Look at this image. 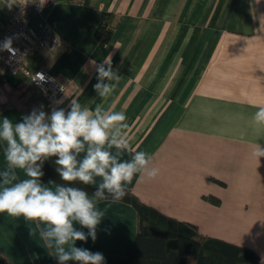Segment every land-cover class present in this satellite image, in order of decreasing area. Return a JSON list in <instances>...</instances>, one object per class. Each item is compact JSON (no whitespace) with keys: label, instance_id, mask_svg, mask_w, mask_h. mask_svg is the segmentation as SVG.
<instances>
[{"label":"crops","instance_id":"crops-1","mask_svg":"<svg viewBox=\"0 0 264 264\" xmlns=\"http://www.w3.org/2000/svg\"><path fill=\"white\" fill-rule=\"evenodd\" d=\"M19 1L9 8L0 0V29ZM102 12L113 16L107 42L95 38ZM45 20L61 45L37 55L42 67L66 84L63 103L54 107L68 110L78 98L92 110L103 104L124 112L133 148L150 155L149 167L159 169L151 181L134 176L130 193L193 225L198 234L249 248L263 260L264 158L258 163L251 151L264 146V125L253 121L264 106V0H57L32 19V37ZM110 56L121 79L101 100L90 61L99 64ZM40 106L51 113L23 77L4 74L0 122L5 116L21 122ZM4 147L0 141V170ZM18 177L25 175L18 170ZM97 204L105 213L97 239L76 246L123 256L134 243L136 212L119 201ZM53 252L35 223L0 214V254L10 264H58Z\"/></svg>","mask_w":264,"mask_h":264},{"label":"clouds","instance_id":"clouds-1","mask_svg":"<svg viewBox=\"0 0 264 264\" xmlns=\"http://www.w3.org/2000/svg\"><path fill=\"white\" fill-rule=\"evenodd\" d=\"M15 3L7 0L6 5L11 8ZM0 51L16 54L12 37L5 38ZM90 63L97 73L93 89L101 100H107L121 76L113 68L111 56L99 64L94 60ZM33 79L42 81L44 76L37 73ZM55 103L62 104L63 100ZM126 119L122 111L106 110L103 104H96L92 110L74 98L68 110L53 107L49 114L40 106L23 116L21 122L14 124L6 116L0 122V141L5 144L0 214L35 223L45 247L54 249L58 264H106L101 252L76 246L77 241L97 239L105 214L97 202L122 200L137 174L149 181L159 175L158 168L149 167L151 156L133 148ZM253 121L264 125V106L258 107ZM125 152L131 154L130 160L122 159ZM251 156L260 163L264 146L254 145ZM52 157H56L55 171L66 182L54 188L41 180L44 163ZM18 170L25 178L18 177ZM76 183L95 186V191L89 195L80 187L70 186ZM76 224L87 232L78 230Z\"/></svg>","mask_w":264,"mask_h":264},{"label":"trees","instance_id":"trees-1","mask_svg":"<svg viewBox=\"0 0 264 264\" xmlns=\"http://www.w3.org/2000/svg\"><path fill=\"white\" fill-rule=\"evenodd\" d=\"M112 14L102 12L101 21L95 31V38L107 42L113 26ZM30 69L42 67L36 53L28 59ZM56 157L45 161L43 183L65 184L55 171ZM70 186L80 187L91 195L95 187L76 183ZM205 199L214 205L219 200L213 197ZM105 201H112L111 199ZM119 202L130 205L136 212L137 227L134 243L123 256L104 255L106 264H264L258 255L249 248L236 246L219 239L198 234L193 225L170 218L153 207L141 203L127 188L126 196ZM0 264H10L0 254ZM67 264H77L69 261Z\"/></svg>","mask_w":264,"mask_h":264},{"label":"built area","instance_id":"built-area-1","mask_svg":"<svg viewBox=\"0 0 264 264\" xmlns=\"http://www.w3.org/2000/svg\"><path fill=\"white\" fill-rule=\"evenodd\" d=\"M56 3L57 0H20L10 13L7 23L0 29V44L5 38L12 37V47L16 50L15 55L0 51V81L4 79L5 73L20 75L42 95L48 109H52L63 96L66 84L44 67L30 69L28 59L31 53L37 54L41 50L50 53L57 51L61 39L46 20L36 37L30 35L29 25L34 17L41 16L45 9ZM37 73H42L44 80H34Z\"/></svg>","mask_w":264,"mask_h":264}]
</instances>
